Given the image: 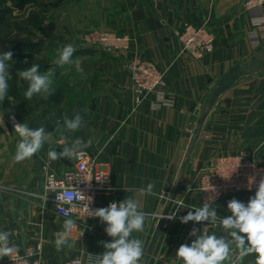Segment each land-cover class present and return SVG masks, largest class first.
Listing matches in <instances>:
<instances>
[{"label":"crops","instance_id":"0c3cea01","mask_svg":"<svg viewBox=\"0 0 264 264\" xmlns=\"http://www.w3.org/2000/svg\"><path fill=\"white\" fill-rule=\"evenodd\" d=\"M101 1L99 13L73 27L72 35L63 39L75 47L73 60L81 61L83 72H77L74 65L59 67L53 62L41 70L55 69L57 89L52 102L63 101L69 119L81 115L82 128L57 131V123L51 124L43 113L38 122H45L46 131L60 141L61 148L77 138L92 140L86 150L98 156L110 173L109 189L98 198L99 208L107 207L110 199L138 201L147 216L144 231L132 234L143 241L141 264H183L176 250L192 242L189 232L195 222L182 224L179 217L201 206L192 186L197 185L206 164L221 154L241 150L264 161V6L248 10L242 0ZM185 23L212 30V53L197 59L183 51L176 32ZM93 25L127 36L142 56L165 69L172 104L154 106L152 97L136 106L124 67L128 52L109 54L79 39ZM235 64H240V79L214 97L220 79ZM55 112L54 108L49 114ZM18 140V136L0 137V231L8 232L9 241L18 249H35L45 264H62L74 256H81L87 264V253L102 254L101 242L111 240L104 231L106 225L95 217L90 221L92 231L84 238L73 233L71 246L57 251L56 233L63 230L64 218L53 203L40 197L46 177L43 166L49 163L59 175L69 167L60 159H48V151L56 150L58 142L45 143L31 159L14 162ZM149 182L155 184L157 195L140 192ZM178 186L168 214L176 218L170 221L163 215ZM252 196L227 197L212 207L222 218L231 214L228 201L235 198L246 204ZM209 230L227 237L222 228L209 225ZM243 264H255V256L245 257Z\"/></svg>","mask_w":264,"mask_h":264},{"label":"clouds","instance_id":"9594fccd","mask_svg":"<svg viewBox=\"0 0 264 264\" xmlns=\"http://www.w3.org/2000/svg\"><path fill=\"white\" fill-rule=\"evenodd\" d=\"M76 49L73 44L61 45L56 49V56L53 63L56 66L74 65L77 72H83L81 61L73 60ZM13 53L5 51L0 53V102L5 101L9 91V69L12 64ZM27 63V61H25ZM54 68H49L46 72L40 71L39 64H32L31 67L18 71V75L27 81L28 87L24 93L25 99L31 100L33 96H42L47 99L54 89L53 76ZM14 121V117L12 118ZM63 124L57 122L56 130L61 128L70 132H76L82 128L83 117L79 114L69 119L65 113L62 117ZM4 125L3 116H0V127ZM14 131L19 140L16 143V151L13 161L16 163L31 159L38 153L42 146L53 140L51 132L46 131L44 126L31 129L27 123L14 122ZM92 144V140L84 141L80 138L73 140L58 152L50 149L47 153L49 161H56L61 158H79L80 154ZM105 179L107 176H104ZM100 180V179H99ZM254 181V178H252ZM251 181V182H252ZM155 184L149 182L145 188L140 189L144 195L155 196ZM186 190L191 191L187 186ZM63 203L69 204L70 208H75L71 197H58ZM216 195L209 196L200 207L189 208L186 215L180 216L182 224L195 222L205 224L203 230L193 228L189 232L190 237H194L190 244H182L176 250L177 259L183 264H243L245 257L254 255L255 264H264V177L259 180L255 195L250 197L245 204L235 198L227 202V209L230 215L218 216L212 204ZM91 198L88 204L84 205L86 211L92 213L91 217L99 218V221L106 225L104 231L111 237L108 242H101L105 249L102 254L87 253V264H141L144 257L143 241L133 238L134 232H143L146 213L139 209L138 201L132 197L124 198L120 202H111L107 207L89 209ZM183 206V205H181ZM63 230L56 233L55 247L60 251L69 244V238L77 231L76 221L70 217V212H64ZM168 220H174L176 214L167 215ZM209 225L213 228H222L227 237L217 236L215 232H210ZM83 235V232L79 234ZM233 246L236 252L233 253ZM18 249L10 244L9 234L0 231V259L11 258Z\"/></svg>","mask_w":264,"mask_h":264},{"label":"built area","instance_id":"2783aa9c","mask_svg":"<svg viewBox=\"0 0 264 264\" xmlns=\"http://www.w3.org/2000/svg\"><path fill=\"white\" fill-rule=\"evenodd\" d=\"M242 2L248 10L264 6V0H242ZM176 35L183 51L190 53L194 58L202 59L215 49L214 34L204 25L185 23ZM82 41L88 46L113 55H120L122 51L128 52L124 67L131 80L136 106L152 97H155L152 103L154 106L172 104L167 90V71L134 49L127 36L121 37L115 32L93 29L84 34ZM71 160L74 163L73 167L61 175L52 171L49 163L44 164L46 177L40 197L44 202L53 203L56 213L64 219L66 218L64 212L69 211V218L74 219L78 226L74 234L84 238L93 230L90 221L95 218L91 217L90 211L85 210L84 205L88 204L90 197L89 209L99 208L98 198L109 189L110 173L100 163L98 156L88 150H84L79 158L74 157ZM104 176L107 178L105 179ZM262 177H264V161L257 158L254 153L241 150L236 154H221L206 164L198 175L197 185L192 186V189L199 193L201 206L206 198L213 195H216L215 204L224 198L239 194L254 196ZM25 194L36 195L34 192H25ZM58 197H71L77 207L70 208L69 204L63 203ZM113 201L115 200L110 199L108 205ZM204 227L205 224L196 223L194 226L201 230ZM81 232H83L82 236L79 235ZM10 244L13 245L11 242ZM0 264L45 263L38 252L29 247L25 250L18 249L11 258L0 259ZM62 264H83V258L74 256Z\"/></svg>","mask_w":264,"mask_h":264},{"label":"rangeland","instance_id":"374dc122","mask_svg":"<svg viewBox=\"0 0 264 264\" xmlns=\"http://www.w3.org/2000/svg\"><path fill=\"white\" fill-rule=\"evenodd\" d=\"M78 1L35 0L27 3L25 0H0V53H13V60L9 62L12 65L9 69L8 96L5 101L0 102V116H3L4 121V125L0 127L1 138L18 136L14 131V122L27 123L31 129L44 126L45 122H38L41 113L48 115L51 124L60 123L59 119L65 114L62 109L63 101L52 102L57 84L53 82L54 92L47 99L33 96L31 100H27L24 93L28 83L19 77L18 71L27 69L32 64H39L40 71L46 68L53 62L56 49L64 45L63 39L72 35V28L84 25L89 17L92 19L99 13L103 5L101 0ZM93 29L105 30L93 25L84 34ZM62 87L65 86L61 85L60 88ZM62 99L65 100L64 97ZM53 107L56 112L51 115L49 113L54 111ZM60 146L58 141L57 147Z\"/></svg>","mask_w":264,"mask_h":264},{"label":"water","instance_id":"95a60500","mask_svg":"<svg viewBox=\"0 0 264 264\" xmlns=\"http://www.w3.org/2000/svg\"><path fill=\"white\" fill-rule=\"evenodd\" d=\"M241 75H242V72L240 70V64H235L220 79L219 86L214 92V97L224 93L231 86H233L236 83V81H238L240 79ZM57 142H58L57 138L55 136H53V140L50 141V142H47L46 144L55 145ZM56 150L58 152H60V151H62V148L61 147H57ZM60 161L63 162L64 164H66L69 168H72L73 165H74L73 161L68 159V158H61ZM178 190H179V186L176 188V190H175V192H174V194H173V196L171 198V201H170V203H169V205H168L163 217H166L169 214V211L171 210L172 205H173L174 201L176 200Z\"/></svg>","mask_w":264,"mask_h":264},{"label":"trees","instance_id":"16d2710c","mask_svg":"<svg viewBox=\"0 0 264 264\" xmlns=\"http://www.w3.org/2000/svg\"><path fill=\"white\" fill-rule=\"evenodd\" d=\"M25 1L28 3V2H33V1H35V0H25Z\"/></svg>","mask_w":264,"mask_h":264}]
</instances>
